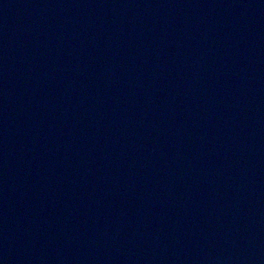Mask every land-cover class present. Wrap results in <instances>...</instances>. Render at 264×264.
I'll use <instances>...</instances> for the list:
<instances>
[{
  "label": "water",
  "instance_id": "95a60500",
  "mask_svg": "<svg viewBox=\"0 0 264 264\" xmlns=\"http://www.w3.org/2000/svg\"><path fill=\"white\" fill-rule=\"evenodd\" d=\"M0 264H264V0H0Z\"/></svg>",
  "mask_w": 264,
  "mask_h": 264
}]
</instances>
